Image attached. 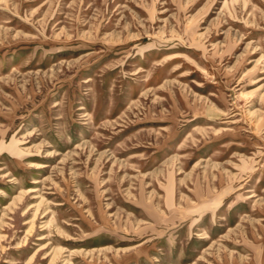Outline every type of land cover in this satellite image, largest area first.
Instances as JSON below:
<instances>
[{"label": "rangeland", "instance_id": "obj_1", "mask_svg": "<svg viewBox=\"0 0 264 264\" xmlns=\"http://www.w3.org/2000/svg\"><path fill=\"white\" fill-rule=\"evenodd\" d=\"M0 264H264V0H0Z\"/></svg>", "mask_w": 264, "mask_h": 264}]
</instances>
